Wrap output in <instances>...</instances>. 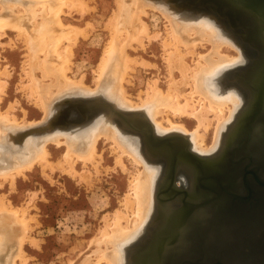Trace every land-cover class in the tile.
I'll use <instances>...</instances> for the list:
<instances>
[{
  "label": "rangeland",
  "instance_id": "374dc122",
  "mask_svg": "<svg viewBox=\"0 0 264 264\" xmlns=\"http://www.w3.org/2000/svg\"><path fill=\"white\" fill-rule=\"evenodd\" d=\"M56 1L58 0H50L51 3H56ZM72 1H67V7H64L63 13H61L63 26L83 28L85 34L79 36L77 41L71 44L72 54L70 56L67 74L75 81L83 79L85 86L90 87L89 90L91 92H88V95H75L76 93L74 91L71 92V95H68L70 92L61 95L56 94L57 96L53 102L54 105L52 103L49 113L45 114V111H43L37 99L30 95L29 87L27 86L31 78L26 73V69L28 68L26 37L18 35L16 30L9 28L6 30L5 34L2 35L3 37L1 36L0 38V71H7V74L0 75V80L6 81L5 91L1 95L0 108L2 111H9L16 116L20 124V126L13 125L16 129L14 132L15 134L13 133V136L11 135L12 148L11 150L8 149L6 153L10 156L14 157L16 153L23 156L29 145H33L34 143L37 146H42V144L44 145L46 143V139L56 136L59 133V135H64L63 137H66L72 132L83 129L100 115H104L108 118L111 117L107 113V110H99L92 114L86 109V106L82 104L84 103V98L88 99L87 101L94 98H102L112 102L118 109L128 112H138V116L149 119L147 117V111L142 107V104L140 106V103L142 100H145L147 96L146 91L150 89V85L157 81L158 86L165 92L169 88V84L172 81L171 79H177L176 81L182 79V75L178 73L179 71L177 69L174 70L172 76L168 66L169 54L168 49L164 46V40L169 36L167 27L168 22L160 11L150 8L148 9L147 16H144V19L150 27L151 34L158 33L159 36L152 40L144 38L143 46L134 43L133 46H127L125 48L127 53L134 58L136 62L132 64L133 69L129 71L127 74L128 76H126V81L124 82V88L127 94L126 97L134 101L138 106L134 104L133 106L135 107L133 108L119 104L117 101L118 99L110 95L112 85L110 84L111 81L109 82L108 74L104 76L105 78H102V83L107 80L109 84L106 82L101 86V82H95L104 52L109 41L112 39L110 20L118 8V1L82 0L86 2V9L84 12L83 10L72 7ZM127 1L131 2L132 0ZM168 1L180 10L190 12L195 16L204 15L212 18L216 22L219 21L218 23L229 31L233 35L232 37L242 45L247 57L246 44H248V42L237 33L236 29L240 30L241 27L235 26V20L212 7L202 4V2L198 0ZM67 45H69V43L64 42L62 49ZM211 50L212 46L209 45L206 48H198L195 57H189V63L192 64L196 62L199 55H208ZM224 51L231 57L236 58L239 56V51L237 49L224 48ZM54 59L60 61L58 56H54L52 60ZM247 60L248 58H246L245 61ZM142 61H146L150 64H142ZM239 64L241 63L224 68L218 80V84L223 90L231 91L233 89V91H236L237 89V91L243 93L242 91H244L243 89H245V87L240 81L238 82L234 73V70L239 67ZM35 75L37 76H35L37 82L40 81L41 86H49L51 83H55L54 76L44 77L40 69L35 71ZM97 84H100V86ZM188 86L189 85H183V87L180 88L183 94L186 93L185 95L187 97L190 96L189 92L191 89L189 88L190 86ZM52 90L54 93H57L56 87L53 86ZM183 94L181 95L182 99H180L182 102H185V96H183ZM200 97L201 96L198 94L194 97L195 102H198V109H200L202 102L205 101L203 99L201 100ZM199 98L200 100H198ZM240 103L241 100L239 101V104ZM229 105L231 108H234L231 103ZM226 111L224 116H230V112L227 109ZM163 113L164 114H160L156 118L159 122L162 120L160 123L162 125L161 128H166L164 130L163 128L161 129L164 132L160 135L177 133V131L174 130L178 128H170L172 126L168 122V119L176 124L186 125L189 130L188 132L194 131L197 127L196 125H198L197 119L191 114L187 113V115L185 113L179 115V113H174L172 110L164 111ZM209 117L213 120L211 119V126L206 133V147H211L213 145L217 125V118L212 112H210ZM112 118L115 120V117L112 116ZM214 118L216 120H214ZM115 121L117 122V120ZM232 122L224 129L222 142L224 134ZM151 123L153 124L152 121ZM109 125L111 126L112 124ZM120 125L122 128L124 127L122 126L124 125L123 122ZM167 128H170V130ZM123 129L127 134L131 133L141 139L139 134L125 127ZM201 130H203V128ZM185 137L188 139L189 135L187 134ZM43 141L45 143H43ZM140 141L141 144L142 140ZM15 143L18 144L19 147L14 148L13 146ZM192 145L191 142V149ZM116 146V144L113 146L111 140L107 141L104 137L101 138L97 143V154L98 156L100 155L97 157V162H95V164H84L83 161L79 160L76 163L77 173H70L68 165L65 164L63 167L60 165L64 163L63 156L66 151V146L58 145L57 142L51 141L47 143L49 160L52 162L51 166L46 168L47 166L45 167L35 162L32 168L26 169L22 174H17L14 183H11L10 179L0 177V202L3 201L5 206H8L5 208V212L2 210L0 211V230L4 227L3 225H5L6 229L5 233H3L5 237L1 238L2 241L4 240L5 246L0 249V264H12V262L13 264H96L95 262H97L100 256L98 253H95V249H97L99 245H97L96 239L95 241L93 240L94 237L99 238L101 236L102 228L106 227L108 222H112L115 212L119 209L127 212L130 217V220L124 221L123 224L131 225L134 220V214L126 210L124 205L126 202L125 198L126 194L132 191L129 188L132 178H134L137 173L144 170V166L136 163L128 155H125L123 158L124 164H118L116 159L121 151L117 149L118 146ZM141 150L145 157L144 159H146L145 161H149L151 166L160 165L159 160L151 159V156L145 154V149L142 148V145ZM217 151H214L212 154ZM96 163H98V165H96ZM122 165L124 166L122 167ZM161 173L158 177L157 186L155 187L154 211L151 218L155 214L156 193L162 182ZM180 176L181 174L179 175V179H176V184L178 186H181ZM130 196L133 198V195ZM6 209L10 212H8L9 214ZM14 210H18V212L16 213ZM23 212H25L24 215L29 220V227L26 234V243L24 242L21 245V239L24 236L22 234H25V229L22 223L17 224L16 222H18L17 218L22 215ZM11 213H14L13 215H15V217L12 216ZM151 218L148 220L145 229H142V232L136 235L126 247L145 233L146 228L151 222ZM8 221H12L14 225L8 224V226ZM21 228H23V231H21ZM1 232H3V230H1ZM15 233L17 235H14ZM13 235L14 239L12 237ZM20 245L24 251L25 262L22 260L20 261L17 257ZM100 246L106 249L105 244ZM109 249L110 247L108 250ZM87 258H89L88 262H86ZM104 261H101L100 264H108L107 261L106 263Z\"/></svg>",
  "mask_w": 264,
  "mask_h": 264
},
{
  "label": "bare ground",
  "instance_id": "6f19581e",
  "mask_svg": "<svg viewBox=\"0 0 264 264\" xmlns=\"http://www.w3.org/2000/svg\"><path fill=\"white\" fill-rule=\"evenodd\" d=\"M67 1L58 0L56 3H51L50 0H0V38L9 28L16 30L18 35L26 37L28 47L27 64L29 68L26 69V73L31 78L27 86L29 87L30 95L37 99L45 114L49 113V109L57 96L56 94L61 95L70 92L68 95H71V92L74 91L76 93L75 95H88L87 93L91 92L89 90L90 87L85 86L83 79L75 81L67 74L70 56L72 54L71 44L75 43L79 36L85 34L83 28L63 26L61 13H63V8L67 7ZM117 1L118 8L112 16V19L110 18L112 39L109 41L104 52L95 82L102 83V78H105L104 76L108 74L109 82L111 81L110 84L112 85L110 95L118 99L119 104L125 105V107H135L133 106L135 102L126 97V89L124 88L126 76L133 69L132 64H134L135 59L127 53L125 48L127 46H133L134 43L143 46L144 38L152 40L159 36L158 33L151 34L150 27L145 21L144 16H147L148 9L150 8L160 11L168 22L169 36L164 40V46L168 49L169 70L172 75L174 70L177 69L179 71L178 73L182 75V79L176 81L177 79L174 80L172 75L171 77L173 79H171L169 88L165 92L158 86L157 81H155L150 85V89L146 91L148 97L146 96L145 100H142L143 102L141 101L140 106L142 104V107L147 111V117L153 122L155 131L159 135L166 128L162 127L163 130H161L162 125L160 123L162 120L159 122L156 118L158 115L164 114V111L172 110V112L179 113V115L185 113L193 115L198 122L194 131L188 132L189 130L186 125L176 124L168 119V122L172 126L170 128L176 127L178 129L174 131H177V133L188 134L190 138L188 140H191L190 146L192 142V150L198 155H210L214 151H217L222 146L221 142L224 129L236 118L238 110L244 103L243 94L240 91H237V89L236 91H233V89L231 91H225L219 86L218 80L224 68L235 66L238 63L244 65L247 62L245 60L248 58V51L246 57L242 45L232 37L233 35L229 31L218 23L219 21L216 22L208 16H195L190 12L180 10L168 0H152L153 2L150 0H132L131 2L127 0ZM71 3L72 7L83 10V12L86 9V2L82 0H73ZM64 42L69 43V45L62 49ZM208 45L212 46V50L208 55H199L196 62L189 63V57H195L198 48H206ZM224 48L237 49L239 56L236 58L231 57L225 53ZM52 56H58L60 61L52 60ZM141 63L145 65L150 64L146 61H142ZM38 69L42 71L44 77L54 76L55 83L53 82L49 86H41L40 81L37 82V76L35 75V71ZM2 74H7V71H0V75ZM105 81L107 82V80ZM106 82H103L101 86ZM240 83L246 84L245 81H240ZM97 85L100 86V84ZM183 85L190 86H188L191 88L190 92L187 91L189 92V97L185 95L186 93L183 94L181 92L180 88ZM5 86L6 81L0 80V100L2 99V93L5 91ZM53 86L57 88V93L53 92ZM182 94L185 96V102L181 101ZM196 94L201 96V100H205L204 102L201 101L200 109L197 107L198 102L196 103L194 100ZM240 100L241 103L239 104ZM230 103L234 108H231ZM135 105L138 106V104ZM226 109L230 112V116L228 115L229 113L227 114L229 117L224 116L225 112H227ZM210 112L217 118V125L214 135L215 141L211 147H206L205 137L211 126L212 119L209 117ZM107 113L109 112L107 111ZM214 120L216 119L214 118ZM109 124L112 125L110 126ZM13 125L20 126L16 116L9 111H2L0 108V177L10 179L11 183H14L17 174H22L26 169L32 168L35 162L45 167L47 166L46 168L51 166L52 162L49 160V151L47 149V143L51 141L57 142L58 145L66 146V151L63 156L64 163L60 165H62L61 167L65 164L68 165L70 173H77L76 163L79 160L83 161L84 164H95L97 162V157L100 156L97 154V143L103 137L107 141L111 140L113 146L116 144L118 146H116L117 149L121 151L116 159L118 164H124L123 158L125 155H128L136 163L144 166V170L132 178L129 186L132 191L126 194V202H123L126 210L134 214V220L131 225L123 224L124 221L130 220V217L127 212L119 209L115 212L112 222H108L106 227L102 228L101 236L99 238L94 237L93 239L94 241L96 239V243L99 245L95 249L96 251L94 250L100 256L97 262H95L96 264H100L104 260L108 264H128L126 246L136 235L142 232V229H145L148 220L151 218L154 211L155 187L157 186L158 177L161 173V165L151 166L149 161H145L146 159H144L145 157L141 150V139L131 133L127 134L121 125L112 117L108 118L100 115L83 129L68 135L66 134V137L59 135L60 133L50 137L46 139V143L43 141L45 143L44 145L41 143L42 146H40L42 148L33 143V145L28 146L25 155L20 156V154L18 155L16 153L13 157L6 154L7 150H11L12 148L11 135L13 136L16 129ZM170 128L167 129L170 130ZM202 128L203 130H201ZM13 147H19V145L15 143ZM181 177L185 180L183 174H181ZM130 195H133L134 200ZM155 206H158L157 203ZM7 207L3 201L0 202V211L5 212V208ZM14 212L17 213L18 210H14ZM24 213L18 218L16 217L18 220L16 223H22L25 229V234H22L24 236L21 239V245L27 240L26 234L29 227V220L25 217ZM158 213L159 211L157 214L155 212L151 218L145 234L152 232L151 225L157 220ZM11 214L15 217L13 215L14 213ZM8 224L12 225L13 223L12 221H8ZM3 226L1 228L3 232L0 230V249L5 246L4 240H1V238L5 237L3 233L6 231L5 225ZM21 229L23 231V228ZM14 235L17 234L15 233ZM14 235L12 236L13 239ZM102 244H105L106 249L100 246ZM21 245L18 249L17 257L20 261L25 262V255ZM109 247L110 249L108 250ZM88 260L89 258H87L86 262Z\"/></svg>",
  "mask_w": 264,
  "mask_h": 264
},
{
  "label": "water",
  "instance_id": "95a60500",
  "mask_svg": "<svg viewBox=\"0 0 264 264\" xmlns=\"http://www.w3.org/2000/svg\"><path fill=\"white\" fill-rule=\"evenodd\" d=\"M198 1L235 20L249 44L247 62L234 70L246 82L244 104L216 153L198 155L185 135H159L149 119L105 99L82 103L139 134L161 165V219L127 247L128 264H264V0ZM180 171L190 173L189 187L176 184Z\"/></svg>",
  "mask_w": 264,
  "mask_h": 264
},
{
  "label": "flooded vegetation",
  "instance_id": "af4514ba",
  "mask_svg": "<svg viewBox=\"0 0 264 264\" xmlns=\"http://www.w3.org/2000/svg\"><path fill=\"white\" fill-rule=\"evenodd\" d=\"M216 153V152H215ZM201 155V154H200ZM203 156H206V155H203ZM180 174H183L184 175V178H185V180L181 177V180H180V183H181V186L182 187H189L190 186V174L187 172V171H180L179 173H178V177H177V180L179 179V175ZM157 203V202H156ZM157 208H158V206H156L155 207V212H156V214H157ZM165 209H168V207H164ZM164 212H166V210H164ZM157 218V217H156ZM161 218H157V220L156 221H154L153 223H152V225H151V230L153 231L154 229H153V225H154V227H156L157 225H158V223H159V220H160Z\"/></svg>",
  "mask_w": 264,
  "mask_h": 264
}]
</instances>
